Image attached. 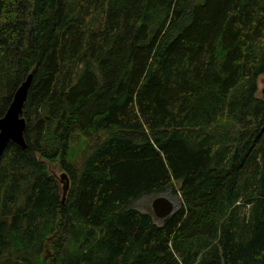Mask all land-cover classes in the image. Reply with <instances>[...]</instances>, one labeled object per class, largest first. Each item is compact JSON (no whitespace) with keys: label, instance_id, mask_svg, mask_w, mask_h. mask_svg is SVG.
Wrapping results in <instances>:
<instances>
[{"label":"trees","instance_id":"16d2710c","mask_svg":"<svg viewBox=\"0 0 264 264\" xmlns=\"http://www.w3.org/2000/svg\"><path fill=\"white\" fill-rule=\"evenodd\" d=\"M31 72L0 264H264V0H0V118Z\"/></svg>","mask_w":264,"mask_h":264},{"label":"water","instance_id":"95a60500","mask_svg":"<svg viewBox=\"0 0 264 264\" xmlns=\"http://www.w3.org/2000/svg\"><path fill=\"white\" fill-rule=\"evenodd\" d=\"M33 78L34 73L31 72L17 88L6 114L0 118V161L11 141L23 148L27 146L25 139L27 121L23 116V111ZM262 93L264 99V89ZM60 180L63 187V203H65L70 181L65 172H62ZM152 207L154 214L161 219L166 218L175 210L174 201L165 195L156 197L152 202Z\"/></svg>","mask_w":264,"mask_h":264},{"label":"rangeland","instance_id":"374dc122","mask_svg":"<svg viewBox=\"0 0 264 264\" xmlns=\"http://www.w3.org/2000/svg\"><path fill=\"white\" fill-rule=\"evenodd\" d=\"M258 86H259V89H258V97H261L263 98V93H262V90L264 89V74L262 76H260L259 80H258ZM61 170L60 169H57V171H55L57 173V176L60 178L61 177V174L62 172H60ZM159 195H165L169 198H171L173 201H174V204H175V209H177L179 206H180V203H181V198L179 195H175L173 194L172 192H164V193H161V194H153V195H147V196H144L142 199H140L139 201H137L135 203V206L143 211H152L153 214H154V211H153V207H152V202L153 200L158 197ZM155 219L157 221H159V217H157L155 214Z\"/></svg>","mask_w":264,"mask_h":264}]
</instances>
